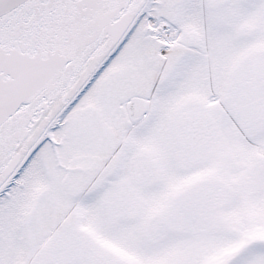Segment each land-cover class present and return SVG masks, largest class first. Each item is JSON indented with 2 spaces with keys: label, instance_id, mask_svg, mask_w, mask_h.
Here are the masks:
<instances>
[{
  "label": "snow or ice",
  "instance_id": "snow-or-ice-1",
  "mask_svg": "<svg viewBox=\"0 0 264 264\" xmlns=\"http://www.w3.org/2000/svg\"><path fill=\"white\" fill-rule=\"evenodd\" d=\"M0 264H264V0H0Z\"/></svg>",
  "mask_w": 264,
  "mask_h": 264
}]
</instances>
